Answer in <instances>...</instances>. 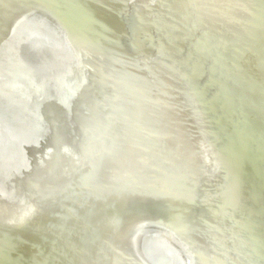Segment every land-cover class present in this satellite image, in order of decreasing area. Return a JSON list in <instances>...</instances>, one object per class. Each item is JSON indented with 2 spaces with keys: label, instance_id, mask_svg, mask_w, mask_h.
I'll return each instance as SVG.
<instances>
[{
  "label": "bare ground",
  "instance_id": "bare-ground-1",
  "mask_svg": "<svg viewBox=\"0 0 264 264\" xmlns=\"http://www.w3.org/2000/svg\"><path fill=\"white\" fill-rule=\"evenodd\" d=\"M14 256L264 264V0L0 3V264Z\"/></svg>",
  "mask_w": 264,
  "mask_h": 264
},
{
  "label": "water",
  "instance_id": "water-1",
  "mask_svg": "<svg viewBox=\"0 0 264 264\" xmlns=\"http://www.w3.org/2000/svg\"><path fill=\"white\" fill-rule=\"evenodd\" d=\"M14 1L16 0H0V3H11ZM70 12L71 15H73L72 18H70V22L72 23V26L74 27L78 35V38L85 44H90V45L93 44L100 48V46L104 44L106 39L102 34L97 23L93 21L85 22L82 16L72 8ZM2 260L3 261L6 260L7 262L9 261V264H20L19 263L20 260L18 256H14L7 259L5 257Z\"/></svg>",
  "mask_w": 264,
  "mask_h": 264
}]
</instances>
